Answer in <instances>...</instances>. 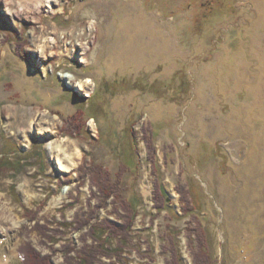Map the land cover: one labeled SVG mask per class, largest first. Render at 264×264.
I'll use <instances>...</instances> for the list:
<instances>
[{
	"label": "rangeland",
	"instance_id": "374dc122",
	"mask_svg": "<svg viewBox=\"0 0 264 264\" xmlns=\"http://www.w3.org/2000/svg\"><path fill=\"white\" fill-rule=\"evenodd\" d=\"M48 1L0 0V263L78 264L109 173L140 207L96 264H264V0Z\"/></svg>",
	"mask_w": 264,
	"mask_h": 264
},
{
	"label": "trees",
	"instance_id": "16d2710c",
	"mask_svg": "<svg viewBox=\"0 0 264 264\" xmlns=\"http://www.w3.org/2000/svg\"><path fill=\"white\" fill-rule=\"evenodd\" d=\"M21 154L20 151L16 148L13 150H9L5 152L0 158V170L5 167L13 166L15 168L16 164H19L17 169L20 171L22 160H16L11 157V154ZM22 155V154H21ZM20 155V156H21ZM15 162V163H13ZM106 178L104 177L103 180H96L95 186L98 187L99 193L102 194V201L99 205L94 207V210H100V208L105 207L107 201L114 197L117 198V202L121 205V209L123 211L122 214H119L120 219L122 220V225L119 226L115 223H112L110 220L106 219L103 221V224L92 225L93 218L88 217L83 221L79 220L78 218L74 221V229L77 231H84L85 229L89 230L88 237L93 241L92 245L86 244L83 248L79 257L77 258L78 264H96L98 262L99 257V250L106 252L108 255L111 252H114V248L111 246L113 240H118L119 246L121 249L126 248L128 245L133 226L135 224L136 218L138 217V208L140 207V202L138 199H129V200H122L118 195H116L115 187L112 185L110 180L109 173L106 174ZM159 196L157 199L159 200V205L157 206L160 210L158 213H161L163 210H171L168 206L166 201L167 198L161 193V190L158 191ZM156 201V200H155ZM161 201V202H160ZM119 212V208L116 209ZM27 217L34 219L36 217L35 214H26ZM106 224V225H105ZM46 229L49 233H54L53 229L49 227L41 226L37 224L35 231H42ZM172 233V232H171ZM47 239L54 241L52 237L44 233ZM176 238L171 235V243L173 244V254L174 263L175 264H182V259L179 254L177 244L175 242ZM203 241V240H202ZM206 245L204 243L201 244L199 248V252H196L195 261L196 264H203L204 259H208L209 256L206 255ZM20 253L23 257V264H52L51 257L49 256H42L41 253H38L34 247L28 243L24 245L20 249Z\"/></svg>",
	"mask_w": 264,
	"mask_h": 264
},
{
	"label": "bare ground",
	"instance_id": "6f19581e",
	"mask_svg": "<svg viewBox=\"0 0 264 264\" xmlns=\"http://www.w3.org/2000/svg\"><path fill=\"white\" fill-rule=\"evenodd\" d=\"M52 5H53L52 0L48 1L47 6H48V7H52ZM68 79H69V78H68ZM79 86H80L79 88H80L81 90H85V89L88 88V86H89V82H82V83H80ZM49 149H50L51 153L53 154V151H54V146H53V144H50V145H49ZM57 161H58V165H59V167H60V170H65L66 167L63 165V163H62L61 159L59 158V156L57 157ZM1 262H2V261H1ZM0 264H5V263H0Z\"/></svg>",
	"mask_w": 264,
	"mask_h": 264
}]
</instances>
